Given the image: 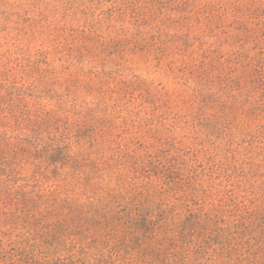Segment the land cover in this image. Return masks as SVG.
Returning a JSON list of instances; mask_svg holds the SVG:
<instances>
[{
    "label": "rangeland",
    "instance_id": "rangeland-1",
    "mask_svg": "<svg viewBox=\"0 0 264 264\" xmlns=\"http://www.w3.org/2000/svg\"><path fill=\"white\" fill-rule=\"evenodd\" d=\"M0 264H264V0H0Z\"/></svg>",
    "mask_w": 264,
    "mask_h": 264
}]
</instances>
